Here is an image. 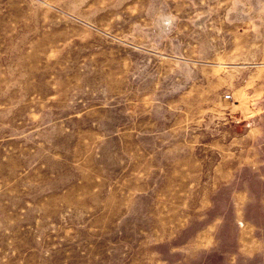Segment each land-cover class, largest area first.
Segmentation results:
<instances>
[{"label":"rangeland","instance_id":"374dc122","mask_svg":"<svg viewBox=\"0 0 264 264\" xmlns=\"http://www.w3.org/2000/svg\"><path fill=\"white\" fill-rule=\"evenodd\" d=\"M0 264H264V0H0Z\"/></svg>","mask_w":264,"mask_h":264}]
</instances>
